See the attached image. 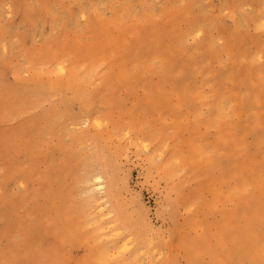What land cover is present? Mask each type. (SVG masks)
Here are the masks:
<instances>
[{
  "label": "rangeland",
  "instance_id": "1",
  "mask_svg": "<svg viewBox=\"0 0 264 264\" xmlns=\"http://www.w3.org/2000/svg\"><path fill=\"white\" fill-rule=\"evenodd\" d=\"M0 264H264V0H0Z\"/></svg>",
  "mask_w": 264,
  "mask_h": 264
}]
</instances>
